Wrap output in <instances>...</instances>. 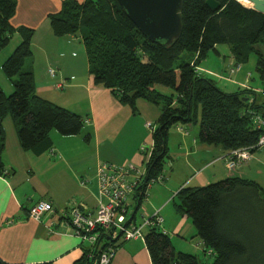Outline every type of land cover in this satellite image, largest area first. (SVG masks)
Instances as JSON below:
<instances>
[{
	"label": "trees",
	"instance_id": "16d2710c",
	"mask_svg": "<svg viewBox=\"0 0 264 264\" xmlns=\"http://www.w3.org/2000/svg\"><path fill=\"white\" fill-rule=\"evenodd\" d=\"M206 1L182 0L181 33L170 44L146 40L116 0H64L58 13L48 15L55 37L80 35L96 85L132 108L136 99L160 107L144 182L134 196L136 210L148 182L162 175L173 126H197L200 143L227 152L256 151L259 131L251 114L264 116L259 111L264 105L249 102L253 91H222L198 67L218 45L228 48L236 65H244L253 54L264 91V14L236 0H213L217 9L209 8ZM16 5V0H0V49L15 32L21 36L1 66L13 90L9 95L0 90V176L5 171L1 154L6 117L14 125L21 149L35 156L51 148V131L75 136L84 124V118L35 94L33 74L25 69L32 57L33 30L11 26ZM175 198L177 211L190 219L205 251H212L210 264H264V193L255 182L228 177L202 187H182ZM143 240L152 264H201L195 256L174 252L169 237L156 229ZM85 259L84 254L78 264H85ZM0 264L9 263L0 260Z\"/></svg>",
	"mask_w": 264,
	"mask_h": 264
},
{
	"label": "crops",
	"instance_id": "0c3cea01",
	"mask_svg": "<svg viewBox=\"0 0 264 264\" xmlns=\"http://www.w3.org/2000/svg\"><path fill=\"white\" fill-rule=\"evenodd\" d=\"M63 1L16 0V12L10 20L15 29L33 30L32 57L25 69L33 74L35 94L84 118V124L75 136L64 137L51 131V148L35 156L21 149L11 119H4L1 160L7 174L0 176V260L9 264H78L87 245L72 236L66 225L69 207L78 206L84 213L95 214L96 168L101 163L131 164L143 170L147 160L140 147L152 143L145 125L155 123L156 129L160 116V107L152 103L136 99L132 108L121 103L109 89L96 85L78 34L64 37L52 34L48 15L58 13ZM11 42L14 43L10 45ZM20 42L21 36L15 32L0 49V90L4 93H11L13 88L1 66ZM49 68L55 70L54 78L48 76ZM198 71L201 73L200 66ZM233 83L238 90L260 89L246 85L241 79ZM191 126L170 128L168 153L170 145L176 153L175 158L170 157L169 180L152 189L143 205L141 219L143 215L150 217L158 212L163 218L160 228L169 237L174 252L199 259V254H206L205 247L190 219L176 209L178 191L182 187L206 186L220 177H239L261 186L256 180L260 173L251 176L252 159L243 165V170L228 173L222 160L227 151L220 146L198 143V130ZM185 172L190 173L187 179ZM174 177H179L175 183ZM38 201L49 202L52 212L36 222L28 217V210ZM113 244L116 251L111 264H152L143 239H118ZM206 257L212 258V254Z\"/></svg>",
	"mask_w": 264,
	"mask_h": 264
},
{
	"label": "built area",
	"instance_id": "2783aa9c",
	"mask_svg": "<svg viewBox=\"0 0 264 264\" xmlns=\"http://www.w3.org/2000/svg\"><path fill=\"white\" fill-rule=\"evenodd\" d=\"M52 78L55 77V70L48 69ZM58 85H63L60 83ZM253 124L259 131V137L255 149H264V116L261 113L251 114ZM147 130L152 133L154 128L146 123ZM153 150V144L142 145L140 153L145 159L149 160ZM230 154L226 160L225 168L228 172L235 171L241 163L251 158L252 151L242 148L228 151ZM146 162V164H147ZM131 164L114 165L111 163H101L96 168L97 182V208L94 215L84 213L78 206H71L68 210L66 225L72 236L78 238L81 244H86L85 264H111L116 248L112 242L122 239L125 241L134 239H144L145 229L150 231L159 230L162 226L163 218L158 212L149 218H142L139 225L134 223V214L126 218L130 205V198H134L135 192L140 187L145 178V171ZM7 174L4 171V175ZM164 180V177L158 176L151 179L149 183H155ZM146 195V191H145ZM52 212V206L47 201H38L28 210V217L38 222L43 215ZM106 236V238H105ZM206 254H212L211 250L205 251Z\"/></svg>",
	"mask_w": 264,
	"mask_h": 264
},
{
	"label": "rangeland",
	"instance_id": "374dc122",
	"mask_svg": "<svg viewBox=\"0 0 264 264\" xmlns=\"http://www.w3.org/2000/svg\"><path fill=\"white\" fill-rule=\"evenodd\" d=\"M236 1H238L239 3L244 5L242 3V0H236ZM244 6H246V5H244ZM12 43H14V42H11L10 45H12ZM255 61H256V57L252 54L249 56L248 61L244 65H241V64L236 65V63L234 62L228 48L225 45H218L216 48V52H210L208 54V56L200 63L201 74H202V76H204L206 78H210L211 80H213L214 83L216 84V86L226 93H233V92L237 91L239 88L237 86H234L236 84H234L233 82L235 80H240V79L244 80L246 85L249 84L253 88L259 87L260 89H257L254 92L253 96L248 95L249 96V102L251 103V100H254L255 103H257L258 105H264V91L262 90V85H261L260 80L257 76V73L255 72ZM47 74L50 78H52L49 73H47ZM55 76H56V74H55ZM159 89L165 95L171 94L170 90H166L164 88H159ZM5 94L9 95L11 93H5ZM259 111L264 112V108L263 109L261 108ZM6 120L10 121L9 119H6ZM149 124L154 126L155 123L154 124L149 123ZM191 128H193V130H195V131L198 130L197 126H191ZM148 133L152 134L150 132V130L147 131V134ZM198 143H200V142L198 141ZM175 153H176L175 149L173 148L172 145H170V150H169L168 156L164 160L165 162H164V167H163V172H162V176L164 177V180H161V181H158L155 183H149V186L146 189L145 198L137 210L135 209L137 206V201L133 198L129 199L128 204L130 205V207H129L126 218L129 219L130 216L132 214H134L135 220H133V221H135L134 223L137 222V225H139L140 221L142 220L141 219V214H142L141 211H142V208H143L145 201L149 198L152 189L160 187V186L168 183L169 172L171 169L170 157H172V156L174 157L173 154H175ZM229 154L230 153L227 152V154H225V156L222 158L224 167H225V163H226V160H227ZM247 162H249V165L251 167V168L249 167L250 172L252 174L251 176H254L255 172H257V171L260 173V178H258L256 180L260 182V186H261L262 190L264 191V149H258L255 152H253L251 155V158L248 161L241 163V165L235 171L228 172L227 169L226 168L225 169L228 173L234 174L238 170H241V169L243 170L244 169L243 165ZM246 168H247V166H245V170H246ZM189 174L186 173L185 179L190 177ZM178 178L179 177H177V179H176L174 177L173 182L175 183L176 180H178ZM224 179H225L224 177H220L215 182L220 181V180H224ZM215 182H213V183H215ZM190 186H192V185H190ZM172 196L173 195L170 196V200H171ZM170 200H169L170 208L173 209L172 208V202ZM142 218H149V217H147V215L146 216L143 215ZM159 230H161V228H159ZM161 231H163V230H161ZM143 233L146 234L147 229H145L143 231ZM199 256H200L199 261L201 264H210L211 263L212 259L210 257H206L205 253L202 252L201 254H199Z\"/></svg>",
	"mask_w": 264,
	"mask_h": 264
},
{
	"label": "water",
	"instance_id": "95a60500",
	"mask_svg": "<svg viewBox=\"0 0 264 264\" xmlns=\"http://www.w3.org/2000/svg\"><path fill=\"white\" fill-rule=\"evenodd\" d=\"M141 35L152 43L170 44L181 33L182 0H116ZM256 12L264 14V0H246ZM206 5L217 9L213 0Z\"/></svg>",
	"mask_w": 264,
	"mask_h": 264
},
{
	"label": "bare ground",
	"instance_id": "6f19581e",
	"mask_svg": "<svg viewBox=\"0 0 264 264\" xmlns=\"http://www.w3.org/2000/svg\"><path fill=\"white\" fill-rule=\"evenodd\" d=\"M242 3H243L244 5H246L247 7H251V6H252V4L249 3V2H247L246 0H242Z\"/></svg>",
	"mask_w": 264,
	"mask_h": 264
}]
</instances>
